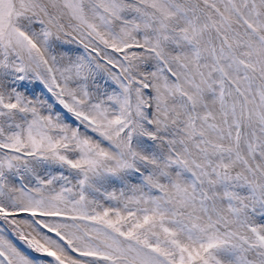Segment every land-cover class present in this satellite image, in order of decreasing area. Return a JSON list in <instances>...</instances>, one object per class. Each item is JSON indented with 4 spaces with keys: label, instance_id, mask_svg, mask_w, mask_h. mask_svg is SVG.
<instances>
[{
    "label": "snow or ice",
    "instance_id": "1",
    "mask_svg": "<svg viewBox=\"0 0 264 264\" xmlns=\"http://www.w3.org/2000/svg\"><path fill=\"white\" fill-rule=\"evenodd\" d=\"M0 264H264V0H0Z\"/></svg>",
    "mask_w": 264,
    "mask_h": 264
}]
</instances>
